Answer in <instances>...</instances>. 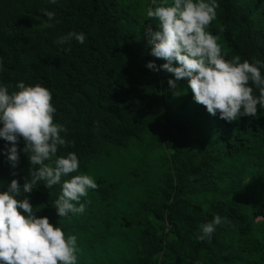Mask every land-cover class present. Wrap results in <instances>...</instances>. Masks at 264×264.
I'll return each mask as SVG.
<instances>
[{
	"label": "trees",
	"instance_id": "1",
	"mask_svg": "<svg viewBox=\"0 0 264 264\" xmlns=\"http://www.w3.org/2000/svg\"><path fill=\"white\" fill-rule=\"evenodd\" d=\"M217 3L206 30L222 56L264 62V0ZM148 7L151 0H0V85L50 90L53 122L69 141L57 155L79 160L68 178L86 174L98 185L81 198L82 214L58 216L59 184L40 182L30 203L77 237V264H264V236L239 244L264 225V109L228 122L194 101L186 79L178 82L186 94L174 96L173 74L146 67L165 62L144 37L157 24L139 16ZM45 9L55 13L53 27L44 26ZM69 32L85 42H56ZM10 146L0 138V191L13 179L22 186L30 168L23 139L16 167ZM216 215L225 222L210 242L199 240V226Z\"/></svg>",
	"mask_w": 264,
	"mask_h": 264
},
{
	"label": "clouds",
	"instance_id": "2",
	"mask_svg": "<svg viewBox=\"0 0 264 264\" xmlns=\"http://www.w3.org/2000/svg\"><path fill=\"white\" fill-rule=\"evenodd\" d=\"M151 2L153 7L146 9V15L157 24L155 28L149 24L144 37L150 54L165 62L158 67L149 61L146 67L173 74L174 79H169L168 84L174 96L186 94L178 84L186 79L194 101L213 116L219 112L220 118L228 122L254 117L258 105L264 109V62L255 57L241 62L238 55L226 60L217 42L219 37L206 30L217 18V0ZM50 3L55 4L56 0ZM42 11L48 19L44 26L53 27L55 13ZM72 39L83 44L86 37L83 32H69L56 42L63 45ZM252 85L258 95H254ZM16 87L18 91L9 93L7 86L0 85V138L11 145L4 151L13 167L19 163L18 145L23 139L30 168L22 186L13 179L6 191H0V264H77V237L68 234L66 238L49 217L37 216L29 194L40 182L48 189L59 184L61 193L53 207L62 218L84 213L86 204L80 202L81 198L98 185L86 174L68 178L78 171L79 160L75 152L57 155L59 147L67 148L69 141L61 135L67 132L66 127L53 122L56 109L50 90L23 81ZM224 222L216 215L210 222L202 223L197 238L210 242L216 227Z\"/></svg>",
	"mask_w": 264,
	"mask_h": 264
},
{
	"label": "rangeland",
	"instance_id": "3",
	"mask_svg": "<svg viewBox=\"0 0 264 264\" xmlns=\"http://www.w3.org/2000/svg\"><path fill=\"white\" fill-rule=\"evenodd\" d=\"M139 16L142 18V19H146L147 18V15H146V12L145 11H139ZM143 171H141L142 173ZM259 224H257L255 226V228L250 231V232H247V238H241V241H239V244L240 245H245L246 242L248 241L247 239H252L253 236H264V225L262 222H258Z\"/></svg>",
	"mask_w": 264,
	"mask_h": 264
}]
</instances>
